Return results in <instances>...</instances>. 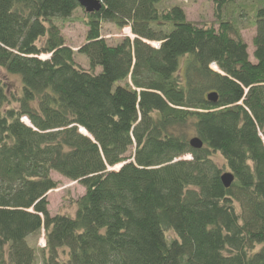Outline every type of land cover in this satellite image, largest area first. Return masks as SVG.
<instances>
[{
    "label": "trees",
    "instance_id": "trees-1",
    "mask_svg": "<svg viewBox=\"0 0 264 264\" xmlns=\"http://www.w3.org/2000/svg\"><path fill=\"white\" fill-rule=\"evenodd\" d=\"M226 1L214 28L161 0H100L84 68L53 19L77 1L0 0V66L21 81L0 79V264H34L40 230L39 264H264V2L251 60ZM103 21L132 37L107 42ZM51 171L84 186L73 214L48 211Z\"/></svg>",
    "mask_w": 264,
    "mask_h": 264
},
{
    "label": "rangeland",
    "instance_id": "rangeland-1",
    "mask_svg": "<svg viewBox=\"0 0 264 264\" xmlns=\"http://www.w3.org/2000/svg\"><path fill=\"white\" fill-rule=\"evenodd\" d=\"M262 2H264V0H228L221 6L220 10L223 19H229L237 25L243 40L247 44V52L249 59L251 60H253L252 37L255 32L253 12L255 7ZM173 4L183 7L188 20L199 25H211L214 28H217L220 18L215 14V0H161L160 2L161 7H168ZM85 16L86 12L84 9L82 7H77L69 17L53 19L54 22L59 25L66 44L73 49L75 62L80 66L87 68L88 62L86 56L77 51V48L82 44L85 38V32L87 29ZM100 33L109 43H114L126 35L132 37L126 27L119 28L113 23L107 21L101 23ZM152 44L156 43L153 42ZM99 69V67H96L95 71H98ZM0 79L8 92L10 91V93L14 94L20 93L21 81L17 74L9 73L0 66ZM10 105L16 106V102L12 101ZM186 155L187 154L183 155V157L186 158ZM211 156L223 167L224 171H227L224 167V159L218 152H213ZM50 174L53 179L58 181V183L55 188L50 189L46 193L48 211L50 214H73L75 210V200L83 194L84 186L78 181L71 180L56 171H51ZM166 236L168 238L173 236L172 231L167 230ZM28 241L36 249L37 255L34 264H39L40 248L44 244L43 230L30 235Z\"/></svg>",
    "mask_w": 264,
    "mask_h": 264
},
{
    "label": "water",
    "instance_id": "water-1",
    "mask_svg": "<svg viewBox=\"0 0 264 264\" xmlns=\"http://www.w3.org/2000/svg\"><path fill=\"white\" fill-rule=\"evenodd\" d=\"M77 1V3L86 11V12H92V11H96L99 10L101 7V2L100 0H75ZM209 97H211L212 99L215 98V95L213 93H210L208 95ZM26 124H29L28 122H25ZM81 132H83L80 129ZM84 134H86V132H83ZM189 144L191 147L194 148H199L202 145V141L197 137V136H193L189 139ZM122 163H119L116 167H119ZM221 181L223 183V185L225 187L229 186L230 183L233 180V175L231 172L225 171L220 175Z\"/></svg>",
    "mask_w": 264,
    "mask_h": 264
},
{
    "label": "bare ground",
    "instance_id": "bare-ground-1",
    "mask_svg": "<svg viewBox=\"0 0 264 264\" xmlns=\"http://www.w3.org/2000/svg\"><path fill=\"white\" fill-rule=\"evenodd\" d=\"M42 57H44L45 55H41ZM213 67H215V66H213ZM24 121L25 122H28V120L26 119V118H24ZM81 130L83 131V132H85V130L83 129V128H81Z\"/></svg>",
    "mask_w": 264,
    "mask_h": 264
},
{
    "label": "built area",
    "instance_id": "built-area-1",
    "mask_svg": "<svg viewBox=\"0 0 264 264\" xmlns=\"http://www.w3.org/2000/svg\"><path fill=\"white\" fill-rule=\"evenodd\" d=\"M187 157H189V155H187Z\"/></svg>",
    "mask_w": 264,
    "mask_h": 264
}]
</instances>
